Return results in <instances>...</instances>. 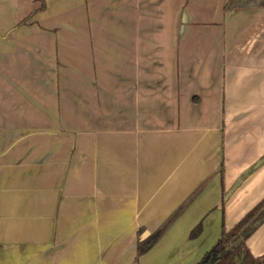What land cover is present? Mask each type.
<instances>
[{"label":"crops","instance_id":"0c3cea01","mask_svg":"<svg viewBox=\"0 0 264 264\" xmlns=\"http://www.w3.org/2000/svg\"><path fill=\"white\" fill-rule=\"evenodd\" d=\"M227 2L0 0V264H197L264 198V7Z\"/></svg>","mask_w":264,"mask_h":264},{"label":"trees","instance_id":"16d2710c","mask_svg":"<svg viewBox=\"0 0 264 264\" xmlns=\"http://www.w3.org/2000/svg\"><path fill=\"white\" fill-rule=\"evenodd\" d=\"M41 3L39 10L44 9V0H37ZM260 5L264 7V0H228L226 9H240L247 6ZM26 20L22 22L25 24ZM219 173H222L220 169ZM205 182L200 185L184 203L152 234L144 240L138 241L136 256L139 257L150 250L163 236L166 230L180 216L186 206L204 188ZM223 193V192H222ZM226 201L225 194H222V205ZM264 222V198L248 211L231 229L226 230L222 226L220 237L216 244L208 250L197 264H264V255L253 257L246 246V241ZM143 231V230H142ZM138 232V235L141 232ZM201 232V224L198 223L190 232L189 238H196Z\"/></svg>","mask_w":264,"mask_h":264},{"label":"water","instance_id":"95a60500","mask_svg":"<svg viewBox=\"0 0 264 264\" xmlns=\"http://www.w3.org/2000/svg\"><path fill=\"white\" fill-rule=\"evenodd\" d=\"M264 163V157H262L255 165V168L259 167L260 165H262ZM147 235V233L143 234L142 238H145V236Z\"/></svg>","mask_w":264,"mask_h":264}]
</instances>
